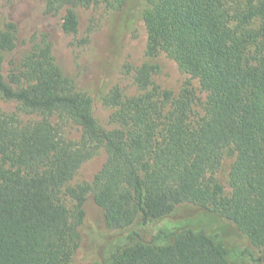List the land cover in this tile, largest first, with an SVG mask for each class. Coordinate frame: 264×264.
Listing matches in <instances>:
<instances>
[{
	"label": "trees",
	"instance_id": "obj_1",
	"mask_svg": "<svg viewBox=\"0 0 264 264\" xmlns=\"http://www.w3.org/2000/svg\"><path fill=\"white\" fill-rule=\"evenodd\" d=\"M92 2L46 0L45 13L64 11L62 30L75 34L76 9ZM145 2L148 56L163 52L198 80L204 116L193 123V95L161 92L152 82L156 67L144 64L134 74L138 96L116 89L105 97L114 128L104 130L90 98L61 74L47 40L35 43L8 82L0 74V97L34 118L23 124L0 113V264H68L89 192L107 227L128 231L108 264H233L235 256L259 262L204 229H159L137 243L142 230L135 226L146 230L183 204L215 212L264 259V0ZM14 48V37L0 31V63ZM58 121L76 126L79 139L67 140ZM229 147L236 158L231 195L223 197L214 174ZM100 148L107 161L93 182L68 191L72 223L62 190Z\"/></svg>",
	"mask_w": 264,
	"mask_h": 264
},
{
	"label": "rangeland",
	"instance_id": "obj_2",
	"mask_svg": "<svg viewBox=\"0 0 264 264\" xmlns=\"http://www.w3.org/2000/svg\"><path fill=\"white\" fill-rule=\"evenodd\" d=\"M45 5L46 0H0V31L10 33L15 41V48L4 53L1 58L0 74L6 82L30 48L46 39L61 74L72 82L76 93L90 98L92 115L104 130L114 128V110L105 105V97L116 89L124 98L138 96L140 91L135 84L134 74L144 64L156 67L152 82L161 92L170 94L172 98L183 91L193 95V123L204 116L206 93L198 80L181 71L176 62L163 52L148 56V37L143 21L148 7L145 0H111L110 4L93 0L87 7H78V28L75 34H65L62 30L64 11L57 15H47ZM0 113L14 117L23 124L34 120L24 116L18 104L1 97ZM58 125L67 140L79 139L80 130L76 126L62 121H58ZM235 158L233 148H226L222 153L221 165L214 174L216 183L223 190V197L231 195L229 174ZM106 161L107 153L100 148L80 166L63 188L61 200L69 211L72 223L75 203L68 191L82 184H91ZM83 211L84 218L78 226L79 239L68 264H108L110 254L118 246L127 243L128 231H115L107 227L104 212L95 204L93 192L85 196ZM183 227L219 233L228 249L235 253L248 249L259 259L257 264H264L260 251L254 249L248 238L231 223L219 218L213 211L189 204L177 206L168 218L150 224L146 230L135 226L137 230H142V240L137 243L148 241L159 229L169 233ZM168 242L163 240L159 244ZM232 263L254 264L238 256L233 257Z\"/></svg>",
	"mask_w": 264,
	"mask_h": 264
}]
</instances>
